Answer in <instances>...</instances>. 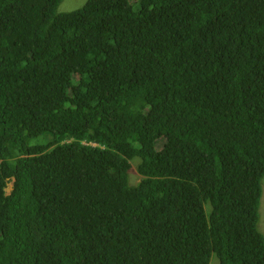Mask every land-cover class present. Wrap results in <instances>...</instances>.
Here are the masks:
<instances>
[{"label": "trees", "instance_id": "obj_1", "mask_svg": "<svg viewBox=\"0 0 264 264\" xmlns=\"http://www.w3.org/2000/svg\"><path fill=\"white\" fill-rule=\"evenodd\" d=\"M62 1L0 0V264H264V0Z\"/></svg>", "mask_w": 264, "mask_h": 264}, {"label": "rangeland", "instance_id": "obj_2", "mask_svg": "<svg viewBox=\"0 0 264 264\" xmlns=\"http://www.w3.org/2000/svg\"><path fill=\"white\" fill-rule=\"evenodd\" d=\"M86 1L87 0H63L62 3L59 5L57 11L58 13H67L74 11L82 7ZM49 139H50L49 135L43 134L38 136V138L35 139L32 144H44L47 141H49ZM160 148H161V144L158 143L157 149ZM136 166H137V161H134L129 171V182L131 185H137L141 180V177L136 172ZM261 185H262V194L259 205V222L257 228L264 238V177L262 178ZM11 189H12V185L11 183H9L6 188V193H9ZM209 264H218L217 258L215 256H212Z\"/></svg>", "mask_w": 264, "mask_h": 264}, {"label": "clouds", "instance_id": "obj_3", "mask_svg": "<svg viewBox=\"0 0 264 264\" xmlns=\"http://www.w3.org/2000/svg\"><path fill=\"white\" fill-rule=\"evenodd\" d=\"M134 161H137V165H138V160H133L132 162H131V167H132V163L134 162ZM136 172H137V174L141 177V179H142V176L138 173V170H137V166H136ZM128 183H129V185L130 186H132V187H135L136 185H131L130 184V182H129V173H128ZM8 194V193H7Z\"/></svg>", "mask_w": 264, "mask_h": 264}]
</instances>
